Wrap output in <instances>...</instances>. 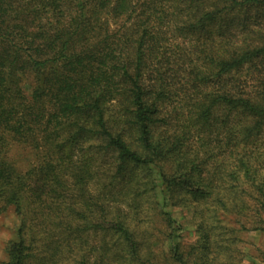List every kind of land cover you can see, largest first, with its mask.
<instances>
[{
    "label": "trees",
    "instance_id": "trees-1",
    "mask_svg": "<svg viewBox=\"0 0 264 264\" xmlns=\"http://www.w3.org/2000/svg\"><path fill=\"white\" fill-rule=\"evenodd\" d=\"M9 208L4 264H246L242 232L264 235V0H0Z\"/></svg>",
    "mask_w": 264,
    "mask_h": 264
},
{
    "label": "rangeland",
    "instance_id": "rangeland-1",
    "mask_svg": "<svg viewBox=\"0 0 264 264\" xmlns=\"http://www.w3.org/2000/svg\"><path fill=\"white\" fill-rule=\"evenodd\" d=\"M245 76L246 73L242 75V78H245ZM221 136L222 137H220V140H222L223 142L224 131L221 133ZM11 154L14 159H17L18 165L21 167H26L31 162H34L32 154L21 148H13ZM173 212L176 222L182 225V234L184 236V241L188 244H192L194 241H196L194 227L187 226L185 214L183 211L175 209ZM18 226L19 219L15 213L14 208H9L6 213L0 216V264H4L8 260V254L6 250L7 245L9 242L17 239ZM241 237L244 241L242 250L246 255L244 259L245 263L264 264V235L259 232L247 233L243 231Z\"/></svg>",
    "mask_w": 264,
    "mask_h": 264
}]
</instances>
